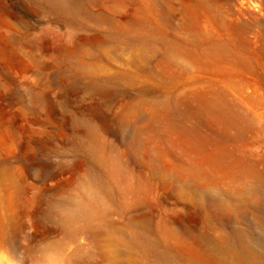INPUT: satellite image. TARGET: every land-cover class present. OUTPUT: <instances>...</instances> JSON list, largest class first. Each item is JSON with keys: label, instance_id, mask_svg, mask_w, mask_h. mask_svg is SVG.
<instances>
[{"label": "rangeland", "instance_id": "rangeland-1", "mask_svg": "<svg viewBox=\"0 0 264 264\" xmlns=\"http://www.w3.org/2000/svg\"><path fill=\"white\" fill-rule=\"evenodd\" d=\"M80 2L148 35L0 0V264H53L71 251L55 204L82 182L112 186L87 125L117 164L112 236L149 229L191 257L208 241L237 249L240 230L258 250L245 190H264V0ZM79 241L83 264H113L107 237Z\"/></svg>", "mask_w": 264, "mask_h": 264}, {"label": "bare ground", "instance_id": "bare-ground-1", "mask_svg": "<svg viewBox=\"0 0 264 264\" xmlns=\"http://www.w3.org/2000/svg\"><path fill=\"white\" fill-rule=\"evenodd\" d=\"M48 1L56 11L66 14L70 20L74 21L79 17H83V19L89 17L108 24L125 41H132L148 35L142 28L118 23L113 17H102L86 13L80 0ZM85 128V140L88 145L87 155L106 173L112 186L118 189L116 160L106 152L104 144L99 141L92 126L87 125ZM103 185L104 183L99 184L93 180L82 182L76 193L70 195L67 203L59 202L55 204L64 236L70 244L71 251L60 255L49 254L48 261L53 260V264H83L81 255L84 248L79 243V239H81L83 233L87 232L93 239L99 236L107 237L109 242L116 246L109 251V255L114 260L113 264H128L131 262L121 258V255H127L128 253L140 255V259L136 264H264V239L255 237L251 240L258 247V250H256L246 240L247 234L240 230L234 232V236L238 239L237 249L220 246L208 241L207 244L201 243L203 245L200 254L191 257L173 252L166 239L155 238L150 234L149 229L133 230L129 228L126 232L116 233L114 237L112 236L113 231L108 229V227L112 228L113 225L103 223L107 214V208L104 206L108 201L107 197L111 194L112 186L105 187ZM250 197L254 199L255 207L261 214L257 222L264 229V190L247 186L245 198L248 200ZM125 207L128 206L125 205ZM139 225L142 227L141 224Z\"/></svg>", "mask_w": 264, "mask_h": 264}]
</instances>
